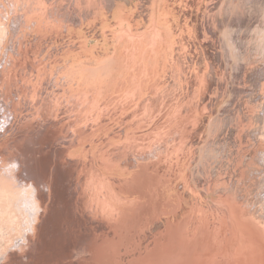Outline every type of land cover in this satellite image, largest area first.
I'll return each mask as SVG.
<instances>
[{"label": "rangeland", "instance_id": "1", "mask_svg": "<svg viewBox=\"0 0 264 264\" xmlns=\"http://www.w3.org/2000/svg\"><path fill=\"white\" fill-rule=\"evenodd\" d=\"M0 30L38 223L0 214L6 264H264V0H0Z\"/></svg>", "mask_w": 264, "mask_h": 264}, {"label": "bare ground", "instance_id": "2", "mask_svg": "<svg viewBox=\"0 0 264 264\" xmlns=\"http://www.w3.org/2000/svg\"><path fill=\"white\" fill-rule=\"evenodd\" d=\"M39 135V134H38ZM29 138V137H28ZM21 140V139H20ZM28 140V139H27ZM30 143V141H29ZM1 144V143H0ZM4 144V143H3ZM8 144V143H7ZM6 144V145H7ZM19 144V143H18ZM26 144V143H24ZM1 146V145H0ZM5 146V145H4ZM28 147V146H27ZM29 148V147H28ZM2 149V147H1ZM4 149V148H3ZM31 150V149H30ZM32 151V150H31ZM34 154V153H33ZM28 156V155H27ZM29 157V156H28ZM34 157V156H33ZM30 159V158H29ZM32 160V159H31ZM38 161V160H37ZM44 161V160H43ZM262 161V160H261ZM264 161V160H263ZM262 161V162H263ZM264 163V162H263ZM31 167V166H30ZM36 167V166H34ZM40 167V166H39ZM38 168V167H37ZM44 169V168H43ZM34 170V169H33ZM264 170V169H263ZM35 173V171H34ZM6 177V176H5ZM4 176L2 177V179H0V214H1V217H5L7 216L6 214L10 215V219H7L8 221V224L9 221H14L15 218H14V215H12L11 213H14L12 211L13 210V206H16L17 210L27 214V224H28V228H26V230L28 231L29 235L31 236L32 238V234H34L36 232V223H37V216H36V209L34 208L33 204H32V201L31 200H27V190L25 191H18V190H15L13 189L12 185H11V182L9 181V179L5 178ZM10 178V177H9ZM47 178V177H46ZM45 178V179H46ZM264 179V174H262L259 178V185H258V189H260V186H261V182L263 181ZM12 181V180H11ZM46 181V180H45ZM34 185V199L35 201L39 202V194H40V191H39V187L36 183H33ZM262 193H260L261 191H259V198L262 197L263 201H262V207L260 206V214L258 213V215L260 216H263L264 217V181H263V184H262ZM20 190V189H19ZM33 194V192H32ZM262 195V196H261ZM257 196V195H256ZM255 196V197H256ZM5 199H8L7 201H9L10 204H8V206H6L5 208H2V202H4ZM17 200L14 201V200ZM253 200V199H252ZM254 201V200H253ZM256 201V200H255ZM14 202V203H13ZM25 202V203H23ZM258 202V201H257ZM5 204V202L3 203ZM7 205V204H6ZM256 205V204H255ZM5 206V205H4ZM255 207V206H254ZM24 210V211H23ZM259 212V211H258ZM17 214V213H16ZM18 215V214H17ZM23 215V214H22ZM0 217V218H1ZM9 218V216H7ZM264 219V218H263ZM17 222V220L15 221ZM13 223V222H12ZM16 224V223H15ZM38 224V223H37ZM3 225V224H2ZM1 225L0 227V230L2 232V234L5 233V228ZM12 225V224H11ZM6 227V226H5ZM12 227V226H10ZM22 227V226H21ZM29 228L33 229V230H29ZM35 228V230H34ZM12 230V229H11ZM23 239L25 241V238L21 236V238H19V242L18 243H22L23 244ZM2 254V252L0 251V255ZM32 255V254H31Z\"/></svg>", "mask_w": 264, "mask_h": 264}, {"label": "clouds", "instance_id": "3", "mask_svg": "<svg viewBox=\"0 0 264 264\" xmlns=\"http://www.w3.org/2000/svg\"><path fill=\"white\" fill-rule=\"evenodd\" d=\"M7 39V33L4 30H0V47H2ZM11 59L6 51L0 52V71L4 70L5 67L10 66ZM16 165V174L20 173V161L15 158H10L7 163L0 162V172L6 170L11 165ZM11 251H18L15 248H9V252ZM0 264H6V261L0 258Z\"/></svg>", "mask_w": 264, "mask_h": 264}]
</instances>
